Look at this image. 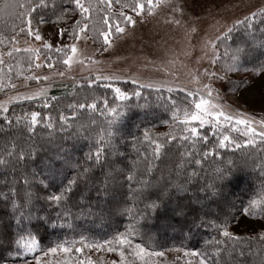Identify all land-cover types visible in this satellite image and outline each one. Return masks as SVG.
Segmentation results:
<instances>
[{
	"label": "trees",
	"instance_id": "1",
	"mask_svg": "<svg viewBox=\"0 0 264 264\" xmlns=\"http://www.w3.org/2000/svg\"><path fill=\"white\" fill-rule=\"evenodd\" d=\"M56 2L60 3V0ZM84 3H91L93 6L88 20L89 29H94L95 33L107 29L104 23L105 16H109L110 22H114L106 3H102L101 0H84ZM47 14L51 16V8L47 10ZM33 16L35 25L39 17L35 13ZM52 19L55 17L53 16ZM75 19L82 20L78 12L67 18L66 24L72 25ZM18 25L19 19L16 16H5L0 19V39L3 40L0 43V55L11 42L10 38L18 31ZM262 28L264 23H261L258 17L253 29L245 30L241 26L233 31L228 40L218 41L217 49L221 56V60L217 62L218 66L230 63L228 57L236 46L242 45L244 41L251 43L253 36L259 44ZM27 55L30 54L13 52L8 60L0 63V84H10L13 80H18L15 77L31 65L24 59ZM25 60L28 62L26 63ZM105 83L107 82L93 83L91 88L85 81L55 84L45 96L35 100L16 101L9 107L6 115H0V160H15V154L21 149L28 152L34 147L38 152L30 162L29 171L38 173L43 171L50 175L57 172V166L61 163L60 157L56 156L58 151L61 155L70 154L74 166L77 160L83 163L85 157L95 151L101 139H110L109 133L115 132V137L111 139L119 141V151L122 154L120 159L123 160V164L119 167L124 170V176L119 181L122 185L119 188L122 201L120 213L111 217L107 215L101 217L95 212L92 215H76L68 217V222L65 223L64 219H57L55 210H49L52 212L56 226L40 230L37 236L40 248L46 250L58 244L71 245L73 250L66 254L67 262L61 264H79L84 259L86 261L91 259L93 264H111L113 260L105 259V256L104 258L95 256L96 260H93L95 257L93 258L88 248H84L81 253L75 252V248L82 247L80 244L82 239L85 243L103 242L104 239H111L117 231L125 232L127 229L142 225L143 221L139 213L145 208V201L139 193L143 183L168 182L187 188V192L180 198L181 205L189 213L187 218L175 215L173 207L161 209L154 224H149L147 228L141 227L140 234H133V243H140L148 251L173 247L183 250L195 248L199 252L206 253L212 264H264V241L258 239L260 234L240 235L239 240H229L224 243L225 238L213 227L217 223L216 218H223L225 213L236 216L231 227L250 201L264 202V144L257 140L255 145L241 148L230 145L222 149L218 147V137L222 138L223 135H230L242 144L245 141L235 131L227 129L217 128L216 135H213L210 126L199 128L201 135H207V143L198 138L184 140L182 137L188 135L186 128L190 126L179 123V120L173 119V116H178L181 120L185 111L193 112V100L187 95L178 91L169 93L164 89L161 92L148 88L137 89L136 85L129 82H113L114 86L120 87L129 94L134 90L141 91L139 97L133 95L129 100L121 101L115 99V93L111 88L100 86ZM105 100L108 101L109 108L115 107L123 115H109L108 110L104 108ZM44 102L50 107L44 108ZM82 103H96L97 108L80 109L78 105ZM32 111L41 113L40 122L35 129L27 127ZM61 115L66 118L64 122L60 120ZM5 116L12 122L11 124L5 121ZM47 117H51V120ZM117 129L119 131H116ZM145 131L149 133L148 139L144 137ZM172 136L176 139H171ZM156 143L163 145L158 159L154 154ZM106 151L109 149L106 148ZM9 152L13 155L9 156ZM205 152L209 154L205 156ZM111 158L116 159L114 153ZM101 159L103 160L104 157L102 156ZM196 160L200 163L196 164ZM227 164L235 166L234 177L225 190L229 194L228 202L213 203L205 200V194L201 189L212 182L218 168H223ZM64 171L69 178L74 175L73 167ZM100 172L99 167L93 170L96 176H99ZM24 173L23 167L13 170L6 169L0 164V192H7L9 187L14 185L22 187L21 177ZM129 174L133 176L132 181L126 179ZM61 179L63 176H57L47 192L52 193L58 189ZM91 195L95 197L94 192ZM196 197H200L201 202L198 203ZM232 202L235 203V207L231 206ZM259 207L260 204L257 205V209ZM75 211L76 209H73V212ZM10 215L11 205L5 207V202L0 199V216H4L3 223H0V231H3L5 224L8 223L13 225L9 231H14V221L10 220ZM253 215L262 216L258 211ZM197 216L199 217L197 223L203 220L206 226L193 228L189 235L188 228ZM166 225L171 226L166 227ZM41 253L37 252L36 255ZM9 255L7 249H0V256ZM26 259H32V256L29 255Z\"/></svg>",
	"mask_w": 264,
	"mask_h": 264
},
{
	"label": "snow or ice",
	"instance_id": "2",
	"mask_svg": "<svg viewBox=\"0 0 264 264\" xmlns=\"http://www.w3.org/2000/svg\"><path fill=\"white\" fill-rule=\"evenodd\" d=\"M101 2L106 3V7L109 9L112 6L111 0H101ZM161 2L165 7L170 6L173 13H180L182 19H174L171 21L172 23L182 25L183 19H187L188 23L185 27L186 36H191L193 33H196V22L202 19L200 13L207 10L209 14H212L211 8H209L210 4L212 7L216 8L221 6L217 3V0H183L182 3H180L179 0H144V2L136 0L135 3L125 6L129 7L130 11L133 12L135 16L139 17L144 15L145 12L147 15H154V7ZM235 7L239 8L240 5H235ZM49 8H51V16L47 14ZM20 9L23 11H19ZM197 9H199V12ZM92 11V4H85L84 0H60V3H57L56 0H0V19H3L5 16H16L19 19V33L26 34L27 36L33 37L35 41L42 42L43 48L48 50V52L53 50L54 45L41 35V31L38 27L33 29V21L35 19L33 14L35 13L39 17L38 24H46L51 21L55 25H63L67 23V18H71V16H74L78 12L82 20H76L75 26L69 25V28L60 26L56 33L61 40H63L65 35L71 37L73 40L71 44H58L55 46V52L61 54L63 65L67 66L69 69L77 62V42L81 39V34H85L89 27L88 23L82 21H87ZM53 16L55 19H52ZM258 17L260 18V22L264 23V8L251 12V15H244L243 19L237 18L234 20L231 26H226V31H224L223 35L216 36L215 41L223 42L228 40L233 31L238 30L241 26H243L245 30L253 29ZM121 18L124 26H121ZM110 20L111 18L109 16L104 17V23L107 25V29L99 32L103 40V45L105 46V51L113 46V38H118L125 34L127 26H132L134 28L138 22L132 15L121 11L113 31ZM217 24H219V20H217ZM15 27L16 26H14V28ZM260 31L261 37L259 38V44L256 43V37L253 36L251 43L249 41H244L242 45L236 46L234 52L228 57L230 63L220 66L215 71L209 72L206 69L204 75L208 77L207 82L202 83L199 78H195L198 84H202V88L206 90L208 97H212L213 91L216 92L217 98L221 96L219 89L213 88L214 81L227 83L229 88L235 93V99L232 103L236 105L237 114L233 115L230 111L225 110L222 104L213 103L211 100H206L203 96H200L197 100L195 94L189 92L188 95L193 96L192 102L195 111H185L182 120H180L178 116H173V119L179 120V123L191 125L186 128L188 135L182 137L184 140L198 138L207 143V135H201L199 128L208 124L210 128L213 129V135H216L215 129L219 127H231L232 131L240 132L241 135L249 137V139L242 144L230 135H223L222 138L218 137L219 148H227L230 145H235L236 148L255 145L257 138L264 144V119L259 122V129H257V127L254 126L257 122L240 111L241 107L244 106L251 109L258 107L260 111H264V28ZM10 39L13 45L18 42L15 35ZM215 41L206 42V47L210 46L212 48L213 55L211 63L214 66L221 60V56L216 51L219 45ZM2 42L3 40L0 39V43ZM12 51L20 52L22 49L13 47ZM23 51L31 52L36 61L40 60V48L23 49ZM8 55L11 56L12 52L10 51ZM45 62L49 69L55 67L52 56H47ZM0 63H3L2 59H0ZM29 63H31V59ZM79 63L83 64L84 62L81 60ZM92 63L95 64L98 63V61L93 60ZM35 66L39 68L41 64L36 63ZM9 71H11V68ZM232 73L241 74L245 78L241 79L239 83L234 84L231 79ZM55 74L59 76L65 75L63 71H59ZM31 79H43L47 81L49 80V76L31 77ZM100 79L101 77L97 76L96 80H90L87 86L91 88L93 83L98 82ZM103 79L108 80L111 78L103 77ZM128 82L127 80L124 81V83ZM130 82L136 85L137 89L148 88L156 92H161L164 87L162 84L143 83L136 78H132ZM100 86L111 88L115 93V99L121 101H127L131 99L133 95L136 97L141 95L140 90H134L129 94L120 87L114 86L112 83H105ZM9 87L15 88L16 85L10 83ZM0 88H3L2 84H0ZM167 91L171 93L172 89L167 88ZM181 91H184V89H181ZM45 95L46 91L40 89L32 95H26L23 98L26 100H35ZM169 99H171V97H169ZM173 106L175 107L174 101ZM43 107L48 108L50 105L44 102ZM78 107L80 109H96L97 105L96 103H82L79 104ZM104 108L108 110L109 115H123L118 112L117 108H109L107 100L104 101ZM0 111L7 113L8 108L0 105ZM40 118V112L32 111L27 127L29 129H35L40 122ZM4 119L7 123H12L8 120L7 116H5ZM47 119L51 120V117H47ZM65 119L66 118L61 115V122H64ZM212 121H214V123H212ZM197 125L199 127H197ZM238 126H243V131H241V128ZM48 127H51V125H48ZM116 131H119V129ZM128 134L131 135V133ZM108 135L110 139H101L97 143L95 151L90 152L88 156L85 157L83 163L77 160L74 166L70 154L61 155V152L58 151L56 156L60 157L61 163L57 166V172L51 173L50 175L45 174L43 171L39 173L29 171L30 162L38 152V149L34 147L28 152L21 149L19 153L15 154V160H0V164L4 165L6 169L10 168L16 170L18 167H23L25 170V173L21 177L23 179L22 187L14 185L9 187L7 192H0V199L5 202V207L11 205L10 220L14 221V231H9V229L13 227L11 223L5 224L4 230L0 231V249H7L10 253L7 257L0 256V264H49L48 261L42 259V256L47 257L50 253L54 256L58 251L67 254L73 250L71 245L66 244H58L56 247H49L47 251L40 248V244L37 240L40 230L42 228L46 230L49 226H56L52 219V212L49 210H55L57 219L62 218L65 220V223L68 222V217H74L76 215H92L95 212L101 217L104 215L111 217L120 213V204L122 201L120 199L121 193L119 188L122 187V185L119 181L120 178L124 176V170L121 169L119 165L123 164V160L120 159L122 154L119 151V141L111 139L115 137V132L109 133ZM144 137L145 139L149 138V133L147 131H145ZM123 138V133H121V139ZM171 139L174 140L176 137L172 136ZM162 147L163 145L160 143L155 144L154 154L157 159L161 155ZM106 148L109 149V151H106ZM113 153L116 157L114 160L111 158ZM208 154L207 152L204 153L205 156ZM8 155L12 156L13 153L9 152ZM102 156L104 157L103 160L101 159ZM195 162L196 164L200 163L199 160ZM69 167H73L74 171V175L71 178H69L64 171V169ZM96 167L101 169L99 176L93 173ZM126 167L127 165H125V168ZM234 167L235 166L232 164H227L225 167L216 170L212 182L208 184L206 188L201 189L205 194V200L213 203L228 202L229 194L226 193L225 190L234 177ZM104 169H107V171H104ZM57 176H63V179L59 182L58 189L54 190L52 193H48L47 189L53 186V182L57 179ZM101 177L103 178L101 179ZM126 179L132 181L133 176L129 174L126 176ZM41 192L44 194L41 195ZM93 192L95 193L94 198L91 195ZM186 192L187 188L183 185L168 182H157L153 184L145 181L139 193L145 201V208L139 213L143 224L127 229L125 232L117 231L111 239H104L103 242L85 243L82 239L80 241L82 247H76L75 252L81 253L84 248L97 250L106 249L108 252L117 253L120 258L119 262L113 260L111 264H135L137 260L140 264H153L151 258L163 257L164 252L148 251L145 247H142L140 243H133V234H140L139 229L141 227L147 228L149 224H154L159 217L161 209L173 207L175 215L187 218L189 213L180 202V198ZM93 199L95 200L94 203ZM196 200L198 203L201 202L200 197H196ZM258 204H260L259 209H257ZM231 206L235 207V203L232 202ZM73 209H76V211L73 212ZM257 211L259 214L264 215V202L253 200L249 202L248 207L243 208V215H253ZM198 219L199 217L197 216L192 220L188 228L189 235H191L193 228L199 229L206 226L203 220L197 223ZM216 219L217 223H215L213 227L220 236L225 238L224 243H227L229 240L240 239V237L235 236L229 231L232 221L236 220L235 215L225 213L223 218L217 217ZM3 221L4 216H0V223H3ZM170 226L171 225H166V227ZM260 229L261 234L258 236V239L264 241V224L260 225ZM217 243H221V241H217ZM172 251L179 253L181 249L175 248L172 249ZM37 252H42V256L36 255ZM29 255L32 256L31 261L26 259ZM129 256L133 257V259L130 260ZM184 257L188 258L184 260V264H212L206 253L199 252L195 250V248L192 250H184L183 257H178L177 259L178 261L183 260ZM79 264H93V262L89 259L87 261H81Z\"/></svg>",
	"mask_w": 264,
	"mask_h": 264
},
{
	"label": "rangeland",
	"instance_id": "3",
	"mask_svg": "<svg viewBox=\"0 0 264 264\" xmlns=\"http://www.w3.org/2000/svg\"><path fill=\"white\" fill-rule=\"evenodd\" d=\"M131 1L111 0L112 6L109 10L114 20L111 24L114 31L119 14L123 11L132 15L138 21L135 27L127 26L126 33L118 38H113V46L108 48L107 51L104 50L105 46L99 33H95L94 29L88 27L87 32L81 34V39L77 42V62L73 64L71 69L63 65L61 54L55 52L56 45L73 43L71 37L65 35L61 40L56 34L60 26L69 28L70 23L68 25L66 23L63 25L52 23L33 24V29L38 27L41 35L54 45L51 52L43 48L42 42L35 41L33 37L19 33L18 29L14 33L18 42L15 45L12 42L6 45L7 47L4 48L0 59L5 62L10 57L8 53L10 51L15 52L12 51L13 47H18L22 49L20 52L30 54L27 55L28 59L26 56L24 59L28 61L31 59V65L15 77V79H18L12 82L16 85L15 88L9 87V84H3V88H0V105L9 109L14 102L24 101L26 100L23 98L24 96L32 95L40 89L47 92L55 84L95 81L96 77L100 76L101 79L98 82L124 83L127 80L131 83V79L136 78L143 83L162 84L164 90L171 88L172 91L181 92L193 100V96L188 95L191 92L195 94L197 100L200 96H203L213 103L222 104L225 110L236 115V105L232 103L235 99V93L227 83L214 81L213 88H218L221 96L217 98L216 92L213 91L212 97H208L206 90L202 88V84H198L195 78H199L202 83L207 82L208 77L204 75L205 70L211 72L219 68L218 64L212 65V48L210 46L206 47V42L215 41L216 36L223 35L226 26H231L237 18L243 19L244 15H251V12L264 8V0H217V3L221 6L216 8L210 4L209 8H211L212 14H209L207 10L200 13L202 19L196 22L197 31L191 36H186L185 33L187 19H183L182 25L171 22L174 19L182 18L180 13H173L170 6L165 7L161 2L154 7V15H147L145 12L144 15L137 17L130 11L129 7L125 6L136 2V0L135 2ZM140 2H144V0H140ZM179 2L182 3L183 0H179ZM235 5H240V7L237 8ZM197 11L199 12V9ZM76 20L78 19L72 21V26H75ZM217 20H219V24H217ZM86 23L89 25V20ZM121 26H124L122 18ZM215 42L218 43V41ZM33 48H40L41 50L39 61L35 60L31 52L23 51V49ZM216 51L218 53V49ZM49 55L52 56L55 63L53 69L46 66L45 60ZM81 60L84 62L83 64L79 63ZM93 60L98 61V63H92ZM36 63H40L41 67L37 68ZM59 71H63L65 75H56L55 73ZM43 76H49V80L31 79V77ZM103 77H110L111 79L105 80ZM244 78L241 74H231L234 84L239 83ZM181 89H184V91H181ZM240 111L253 118L257 122L254 126L259 129V122L264 119V111H260L258 107L251 109L246 106L241 107ZM0 115L4 116L6 113L0 111ZM205 126L209 125L206 124ZM197 127L199 126L197 125ZM238 127L243 131V126ZM218 129L231 130V127H219ZM236 134L244 141L249 139V137L241 135L240 132H236ZM257 140L260 141L259 138ZM261 224H264V215L259 217L254 215L244 216L242 212L237 221L229 227V231L235 236L258 235L261 234ZM175 248L160 250L164 252V256L152 257L153 264H184V260L188 259L187 257L179 261L177 259L183 257L184 250L180 248L181 251L177 253L172 251ZM89 252L92 253L93 258L95 256L104 258L105 256V259L110 261H119L120 259L117 253L108 252L106 249H89ZM39 255L42 256V253ZM96 257L93 260H96ZM42 259L48 261L49 264L67 262L66 254L59 251L54 256L51 253L47 257L42 256ZM129 259H133V257L129 256ZM28 260L31 261L32 259ZM84 261L86 260L84 259ZM135 264H140V262L137 260Z\"/></svg>",
	"mask_w": 264,
	"mask_h": 264
}]
</instances>
